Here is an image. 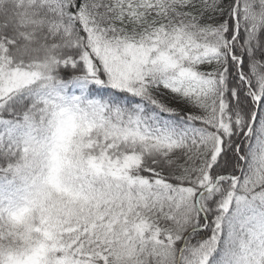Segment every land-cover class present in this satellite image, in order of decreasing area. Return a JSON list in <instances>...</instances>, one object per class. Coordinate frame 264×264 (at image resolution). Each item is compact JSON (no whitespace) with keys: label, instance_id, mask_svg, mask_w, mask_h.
I'll list each match as a JSON object with an SVG mask.
<instances>
[{"label":"snow or ice","instance_id":"obj_1","mask_svg":"<svg viewBox=\"0 0 264 264\" xmlns=\"http://www.w3.org/2000/svg\"><path fill=\"white\" fill-rule=\"evenodd\" d=\"M0 264H264V0H0Z\"/></svg>","mask_w":264,"mask_h":264}]
</instances>
